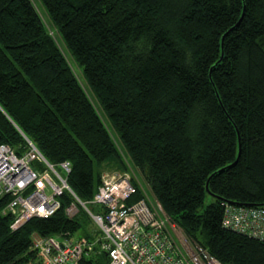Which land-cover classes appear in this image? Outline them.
Segmentation results:
<instances>
[{"label":"trees","instance_id":"1","mask_svg":"<svg viewBox=\"0 0 264 264\" xmlns=\"http://www.w3.org/2000/svg\"><path fill=\"white\" fill-rule=\"evenodd\" d=\"M40 1L91 94L33 2L0 0V145L21 156L29 139L69 162L68 185L89 202L106 168L127 166L118 139L190 240L223 264H264L263 241L222 224L227 204L264 207V0ZM11 200L0 198V264H44L35 234L82 228L68 192L17 230Z\"/></svg>","mask_w":264,"mask_h":264},{"label":"built area","instance_id":"2","mask_svg":"<svg viewBox=\"0 0 264 264\" xmlns=\"http://www.w3.org/2000/svg\"><path fill=\"white\" fill-rule=\"evenodd\" d=\"M26 141L28 149L21 156L10 146L0 145V198L12 196L5 209L13 217L12 230L32 218L52 217L61 207L60 197L68 192L98 226L99 250L106 254L107 264H223L204 250L198 253L179 243L178 224L166 215L158 201V207L152 204L145 184L135 174L118 172L104 178L94 198L84 202L68 185L70 163L55 166L33 142ZM138 194L140 199L133 201ZM76 203L67 209L69 216L74 214ZM92 206L102 211L95 212ZM222 224L228 230L264 242V207L227 204ZM92 244L87 238L33 236V246L44 264H79L97 248L94 245L92 249Z\"/></svg>","mask_w":264,"mask_h":264},{"label":"rangeland","instance_id":"3","mask_svg":"<svg viewBox=\"0 0 264 264\" xmlns=\"http://www.w3.org/2000/svg\"><path fill=\"white\" fill-rule=\"evenodd\" d=\"M31 1L33 2L35 8L37 9V12H38L45 28L47 29L48 33L53 37V39L55 40L59 49L62 51V53L67 58L73 72L77 75L78 79L80 80L82 85L85 87L87 93L91 94L87 85H86L85 79L83 77L82 69L76 64L73 57L70 55V52H69L66 44L64 43V41L61 38L60 34L58 33L57 29L51 23L50 18L48 16L46 10L44 9V6L42 5L41 1L40 0H31ZM93 102L96 104V108H98V110H99V106H98L97 102L95 101V99ZM115 142L118 145V148H119L120 152L122 153L123 159H124L127 166L122 168L123 171L121 173H120V171H117L115 169L106 168L105 172H104L105 173V179L112 177L113 175H115L118 172H119V174H127V173L128 174H131V173L135 174L136 178L145 184L144 188L146 189L147 193L151 197L152 204L155 207H158L157 202H155L156 200L154 199V196L151 192V189H150L149 185H147V183L145 182L142 173L139 170H137L133 166V164H131V161L128 157V154L123 149V147L120 146L121 144L119 143L118 139H115ZM49 193H50V191H49ZM209 200L210 199L208 198L207 202H209ZM81 209H83V208L80 205H78L75 208L74 214L72 216H70V217H74V218L76 217L82 223L81 230L79 232H77L76 234H74L72 236V238H86L87 235H89L91 238H93L92 239V242H93L92 249H93L94 245L97 247V248H94L93 254L98 253V255L101 256L102 253L99 250V247H100L99 245L101 242V235L98 233L99 228L96 225V223L93 221V219H91V218L89 219V217H88L89 214L87 212H85L84 209L83 210H81ZM178 227H179V236H180L179 237V243L181 245L187 244L190 247H192L196 252L201 253L200 251H203V249L187 237L184 229L181 226L178 225ZM182 239H183V241H182Z\"/></svg>","mask_w":264,"mask_h":264},{"label":"crops","instance_id":"4","mask_svg":"<svg viewBox=\"0 0 264 264\" xmlns=\"http://www.w3.org/2000/svg\"><path fill=\"white\" fill-rule=\"evenodd\" d=\"M104 178H105V173L103 172V174H102V180H104Z\"/></svg>","mask_w":264,"mask_h":264},{"label":"water","instance_id":"5","mask_svg":"<svg viewBox=\"0 0 264 264\" xmlns=\"http://www.w3.org/2000/svg\"><path fill=\"white\" fill-rule=\"evenodd\" d=\"M223 39H224V38H223ZM207 189H209V188H208V185H207Z\"/></svg>","mask_w":264,"mask_h":264}]
</instances>
